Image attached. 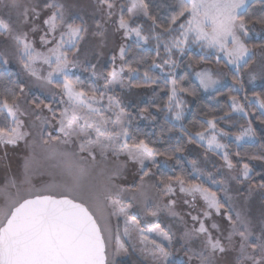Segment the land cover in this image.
I'll return each instance as SVG.
<instances>
[{
	"label": "snow or ice",
	"instance_id": "1",
	"mask_svg": "<svg viewBox=\"0 0 264 264\" xmlns=\"http://www.w3.org/2000/svg\"><path fill=\"white\" fill-rule=\"evenodd\" d=\"M181 58L225 71L180 76ZM227 79L230 111L184 126L188 98L223 95ZM257 81L264 89V0H0V148L4 159L25 150L0 192V264H264V127L240 98L264 125V91L246 87ZM133 88L150 89L151 102ZM233 113L246 119L234 140L220 127ZM97 156L114 163L102 184L78 163ZM48 162L64 179L36 187ZM164 168L173 174L154 171Z\"/></svg>",
	"mask_w": 264,
	"mask_h": 264
},
{
	"label": "rangeland",
	"instance_id": "2",
	"mask_svg": "<svg viewBox=\"0 0 264 264\" xmlns=\"http://www.w3.org/2000/svg\"><path fill=\"white\" fill-rule=\"evenodd\" d=\"M85 3H87V0H85ZM116 40L119 39V36L117 35L115 37ZM108 61V56H105L102 63H105ZM200 68H206L211 70L213 73H217V72H223L225 71V69L223 68V65H217L216 63H209V64H204L203 66L199 67V68H191V72L194 73L195 71L199 70ZM77 76H79L80 78H87L88 74L87 73H82L77 71L76 73ZM193 79L195 80L194 75L192 76ZM196 81V80H195ZM198 83V81H196ZM225 84H231L230 79L224 80L221 84V89L225 88ZM260 81H257L255 85H248L250 87V89H252L253 87L255 89L261 88L260 86ZM33 92L38 93L39 89L33 87L32 89ZM203 91V90H202ZM205 94H209L211 92H204ZM130 95L132 94H141L139 96V98L143 99L146 103H150L152 100V96H151V90L150 89H136L133 88L130 90V93H128ZM123 95V94H122ZM133 98H137L135 95H133ZM231 103V101H229ZM107 103L106 99H105V104ZM253 104H255V102L253 101ZM256 105V104H255ZM57 108H62V105H56ZM258 108V112L259 110V105H256ZM131 110V109H129ZM247 110V109H246ZM248 111V110H247ZM235 115H239L241 116V114L239 113H233ZM69 115H71V113H69ZM81 116H83V114L81 113ZM249 118L250 115H249ZM148 124L147 121H142ZM80 126L82 127L85 124V120L81 119L79 121ZM58 134V133H57ZM91 137L95 140L96 138V133L94 131L90 132ZM101 140L106 141V137L101 136L100 137ZM225 139V138H224ZM233 140H234V136H233ZM226 144H228V142H230V140L227 138L226 140ZM195 149L192 152V156H196L199 153L203 152V149L200 148H195V146H190L189 149ZM24 148L23 145H21L20 147L16 148V149H7V158L4 159V152L5 149L4 148H0V192L3 191V185L5 183V180L11 176H16V177H20V174L22 173V160H23V156H24ZM186 156H188V152L185 153ZM210 155V159L212 161H214L217 165H219L221 163V161L219 160L218 157L216 156H211ZM192 156H190L189 158H192ZM121 160L124 159V157L120 158ZM52 162H48L47 164H45L43 167L39 168L36 172L35 175H33L32 177V182L36 187H39L42 182H60L61 180L64 179V177L60 174V170L57 168H54L51 166ZM78 163H80L82 166L89 168L91 175L89 177V179L92 182L98 183V184H102L105 180V176L103 175V173H105L108 169H110L111 167L114 166L113 160L109 159V160H103L101 159L99 156H97L96 161L93 163L91 162V158H88L86 160H79ZM10 166V168H9ZM190 168V165H188ZM207 167L211 170L214 171V169H212V164L209 163L207 165ZM157 171V170H154ZM123 183V181H122ZM12 192H15V189H11ZM127 201V198H126ZM256 201L257 204L259 202V194H257L256 196ZM125 207H127V202H125L124 204ZM151 219V218H150ZM167 219L164 217H161L160 219V224L161 227H165L167 224ZM111 226L113 231L115 232L117 230V228L119 229V232L121 234V236L123 235V230H124V221L123 218H121V220L119 222H117L115 217H112L111 219ZM148 225L142 224L141 227H147ZM133 236L135 237V233L133 234Z\"/></svg>",
	"mask_w": 264,
	"mask_h": 264
},
{
	"label": "trees",
	"instance_id": "3",
	"mask_svg": "<svg viewBox=\"0 0 264 264\" xmlns=\"http://www.w3.org/2000/svg\"><path fill=\"white\" fill-rule=\"evenodd\" d=\"M252 11H259V6H257L256 8L252 9ZM200 49L198 47L193 46L191 49H189V55L190 56H198L200 54ZM185 60V63L182 64V66L180 68L177 69V74L180 76H183L186 73H192L191 72V68L188 67V62H187V58H181ZM209 63H215V60L213 59L212 61H210ZM206 63V64H209ZM204 64H200L199 66L194 65L193 68H199L201 66H203ZM83 80H85L86 82H90L87 78H81ZM192 82L193 85H198V83L193 79L192 77ZM231 82V80H230ZM185 83H187V81H185ZM229 86L231 84H228ZM5 84L0 83V92H3L5 90ZM246 87L248 89H250V87L246 84ZM223 92V95L220 94H214V93H209V94H205L202 89L200 90V95L198 97L197 100L193 101L192 98H188L189 103L186 106V110H185V119L182 121V123L184 124V126L188 127V128H199V121L205 119V113L209 112L211 110L212 114L215 115H223L225 111H230V108L228 107V105H230V102L228 100V95L230 93V87H225L223 89H221ZM257 92H261L264 91V89L262 88H258L255 89ZM161 96H163V93H161ZM248 96L249 99L252 98V92L249 91L248 92ZM240 98H241V103L246 105V109L248 110L251 119L253 120V127L256 129H260L262 127H264V125H262L259 120H257L255 117H253L251 114L255 113L256 116H259V112H258V108L255 104H253V106H247V101L243 100V93L240 94ZM166 99V97H165ZM159 102V101H158ZM132 111H135L134 109H131ZM234 119H231L229 123H221L220 127L224 128L226 131H231L233 136H235V134H238V132L241 130V125L246 126V119L241 118V116L239 115H235L232 114ZM207 118H211L210 116ZM158 119L161 123H163L164 121V116L163 114H159L158 115ZM139 127L141 129H143L144 132H149L151 133L153 131V127H149L147 123L140 121L139 122ZM156 131H159V128H156ZM171 135L173 137H179L180 139H186L185 137H183L182 133L179 131H174L171 133ZM153 139H155V136H153ZM227 138L223 139V143H226ZM175 142V141H173ZM228 144L230 145V151H234L236 150V145L233 142H228ZM158 147H164L166 145L163 144H158ZM192 145H189V147ZM245 150L247 151H254L255 149L252 148H247V146L245 147ZM182 163L184 164V167L187 168L190 171V168L188 166V164L184 161H182ZM255 164H258V162H253ZM157 171H163L165 175H169V174H173L172 173V169L171 168H164L161 170H157ZM177 171H179V169H177ZM191 178V177H189ZM126 264H132V260L129 258H126Z\"/></svg>",
	"mask_w": 264,
	"mask_h": 264
}]
</instances>
